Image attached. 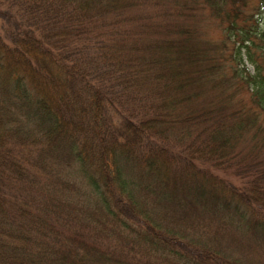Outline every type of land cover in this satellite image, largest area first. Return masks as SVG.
I'll use <instances>...</instances> for the list:
<instances>
[{
  "label": "trees",
  "instance_id": "1",
  "mask_svg": "<svg viewBox=\"0 0 264 264\" xmlns=\"http://www.w3.org/2000/svg\"><path fill=\"white\" fill-rule=\"evenodd\" d=\"M154 205L207 219L212 246ZM259 247L264 0H0V264H249Z\"/></svg>",
  "mask_w": 264,
  "mask_h": 264
},
{
  "label": "rangeland",
  "instance_id": "2",
  "mask_svg": "<svg viewBox=\"0 0 264 264\" xmlns=\"http://www.w3.org/2000/svg\"><path fill=\"white\" fill-rule=\"evenodd\" d=\"M156 7L164 11V9L167 8V5H165L164 7H159L157 5H147L145 7V12L150 13L151 11L156 10ZM202 25H203V31L205 34L204 36H206L207 38H211V39L219 38V31H218V27L215 21L208 20ZM154 206H155L157 213H160L163 216L162 218L166 221L165 226L167 222L171 223L170 227L174 228L172 230L173 233L177 235H185L186 233L188 234V232L190 233V235H194L196 232L205 233L206 236L202 237L200 240L212 246V244L208 241V239L212 234L214 226H210L208 228L207 225L209 222L207 221V219L202 220L201 218L196 217L194 215H190V217L185 216L182 213L183 211L181 212V208H178V207H174V212L170 213L168 217H164L166 213L164 206L162 205H154ZM188 209L190 210V208ZM188 209H186L185 212H188ZM186 230L188 232H186ZM186 237L187 239H189V236H186ZM192 238H197V237L194 236ZM263 250H264L263 247L253 248L252 254H250V257L247 259L246 262H248L249 264H264V258L260 255L261 251Z\"/></svg>",
  "mask_w": 264,
  "mask_h": 264
}]
</instances>
